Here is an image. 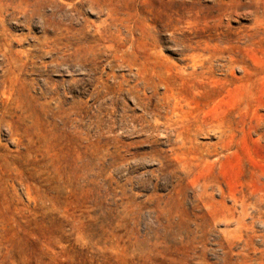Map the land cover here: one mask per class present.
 Masks as SVG:
<instances>
[{"label":"rangeland","instance_id":"obj_1","mask_svg":"<svg viewBox=\"0 0 264 264\" xmlns=\"http://www.w3.org/2000/svg\"><path fill=\"white\" fill-rule=\"evenodd\" d=\"M0 264H264V0H0Z\"/></svg>","mask_w":264,"mask_h":264}]
</instances>
